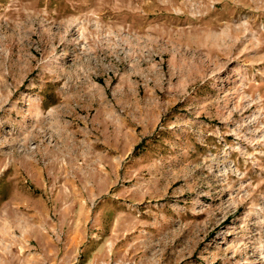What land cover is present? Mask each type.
<instances>
[{"label": "rangeland", "instance_id": "374dc122", "mask_svg": "<svg viewBox=\"0 0 264 264\" xmlns=\"http://www.w3.org/2000/svg\"><path fill=\"white\" fill-rule=\"evenodd\" d=\"M0 264H264V0H0Z\"/></svg>", "mask_w": 264, "mask_h": 264}]
</instances>
